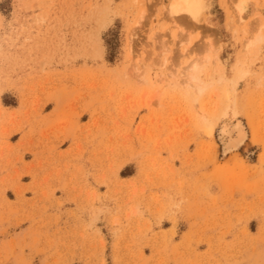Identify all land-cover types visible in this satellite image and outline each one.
Wrapping results in <instances>:
<instances>
[{
    "label": "rangeland",
    "instance_id": "obj_1",
    "mask_svg": "<svg viewBox=\"0 0 264 264\" xmlns=\"http://www.w3.org/2000/svg\"><path fill=\"white\" fill-rule=\"evenodd\" d=\"M171 2L0 0V264H264V0Z\"/></svg>",
    "mask_w": 264,
    "mask_h": 264
},
{
    "label": "bare ground",
    "instance_id": "obj_2",
    "mask_svg": "<svg viewBox=\"0 0 264 264\" xmlns=\"http://www.w3.org/2000/svg\"><path fill=\"white\" fill-rule=\"evenodd\" d=\"M241 2H242V0H241ZM202 5H203V0H173V2H171V5H170L171 6L170 10L169 9L168 10L171 11L172 14H182V13L185 14L186 13L189 16H191L193 19L196 20L198 18V15H199L201 9H202ZM236 9H237V13L239 15V17L237 16L238 21H239V19L243 20L245 8L241 5H238L236 7ZM184 37H185V35H184ZM184 37L181 38V36H180L181 39H185ZM191 64H192L191 67L189 65L190 70L188 69V71H187V72H189L188 78H186L188 80H185V81H187L185 83L191 84V83L196 82V84L198 85L199 83L197 82L198 81L197 74L201 70L202 66L200 65V62H195V63H191ZM181 74H182V76H184L183 72ZM185 77H187L186 72H185ZM219 79L221 80V78H219ZM201 87H198L200 91H201V89L203 90V88H201ZM248 139H249V132H248L247 128L244 126V124H242V123L237 124L236 123V124H234V126H225L221 130V133H220V140H221L223 147H224V153H222V154H224L226 156L230 153L238 151L247 142Z\"/></svg>",
    "mask_w": 264,
    "mask_h": 264
}]
</instances>
